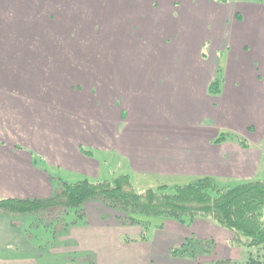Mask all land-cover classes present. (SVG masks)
<instances>
[{
  "label": "crops",
  "instance_id": "0c3cea01",
  "mask_svg": "<svg viewBox=\"0 0 264 264\" xmlns=\"http://www.w3.org/2000/svg\"><path fill=\"white\" fill-rule=\"evenodd\" d=\"M139 1L131 0L130 7H137L139 3L151 8L167 6L169 12L162 16L151 15V24L146 25L145 16H137L138 19L129 16L126 21L123 15L124 25L120 27L115 23L120 22L121 11L112 15L109 11L114 4L124 6L125 0H97V5L107 11L102 16L95 13L94 0H78L72 4L71 0L67 3L63 0H0V32L10 29L9 23L14 22H54L58 38H81L91 37L100 29L96 25H101L104 38H108V49L103 48L104 52L112 54V61L108 55L106 65H96L97 73L89 71L87 65H72L71 57L67 59L71 65H0V197L49 198L58 189L54 187L58 180L56 172L97 174L92 150L114 152L127 162L131 173L166 181L203 176L226 182L251 181L264 175V53L251 65H234L229 60L226 74V81L229 75L232 80L229 92H211L217 80L215 69H222L216 49L250 48V40L244 39V29L237 22L241 14H246L251 23L249 34L255 30L262 34L260 45L264 49V0L260 4L243 5V13L239 3L234 6L230 0L213 2L222 19L229 22L232 18L233 34L225 35L228 39L225 46L209 47V53L214 56L209 63L199 57L198 79L194 83L187 72L182 86L178 78L188 66L190 49L200 53L201 47L213 43V39L220 37L222 42L223 33L216 35L215 29L208 33L206 28L200 35H181L179 24L173 20L179 11L175 5L180 0ZM195 1L181 0L182 6L200 3L202 11L209 16L206 9L211 7L210 0ZM180 18L201 24L183 14ZM155 20H159L157 25ZM131 21L136 22L138 29L135 37L131 36L135 40L130 38L129 46L124 48L123 34L127 37ZM161 22L167 23L163 35ZM42 31L39 26L37 32ZM139 31L145 36L143 42L138 38ZM116 32L121 33L115 35ZM194 38L197 41L193 48L190 40ZM170 39L173 45H169L167 57L166 43L171 42ZM183 44H188V53L181 62L180 56L187 50ZM174 50L180 53L171 61ZM239 70L243 72L238 75ZM245 76L247 84H243ZM245 101L248 103L241 105ZM218 118L227 121L215 124ZM208 119L213 121V127H208ZM224 133L245 139L249 147L244 148L232 140L216 143ZM82 213L84 221L69 226L65 231L69 235L60 237L61 245L53 249L54 254H76L68 256L72 258L66 260V264H85L76 260L81 254L95 256L96 261L90 264H196L193 260L170 256L174 246L189 238L211 240L215 245L219 241L220 246L224 245L226 255L220 254L221 251L210 254L206 259L209 262L240 261L246 256L242 248L230 245L232 233L211 221L198 219L184 224L168 221V227L162 225L155 232L160 242L172 234L168 245H161L158 239L153 243L149 240L126 243L125 236L132 232L140 235L142 228L118 225L112 220L111 211L100 202L86 203ZM34 222L35 219L30 227H34ZM32 260L0 255V264H30Z\"/></svg>",
  "mask_w": 264,
  "mask_h": 264
},
{
  "label": "rangeland",
  "instance_id": "374dc122",
  "mask_svg": "<svg viewBox=\"0 0 264 264\" xmlns=\"http://www.w3.org/2000/svg\"><path fill=\"white\" fill-rule=\"evenodd\" d=\"M64 2H68L69 0H63ZM78 0H71V4ZM143 1V0H140ZM139 1V2H140ZM205 1V0H204ZM131 0H125L124 6L114 4L113 9L111 7V10L109 11L112 14L116 13L118 14V10L121 11L120 15V22H117L115 24L122 27L124 25V22L121 21L123 19V15H126V21H128L129 16H134V19H138L137 16L143 18V16L147 17L143 21L148 24H151L150 18L151 15H163L168 13V7L167 6H155L151 8V5L145 4L143 6H140L141 4L137 5V7L133 6L130 7ZM194 2V1H193ZM195 2H199L198 0ZM213 2H217L215 0H210L209 4L211 7L206 9V12L210 14L209 16L205 14L202 9L200 3H196L195 5H188V6H182V2L180 0L179 3L175 5L176 9L179 11L176 15H174L173 20L176 24H179V31L182 34L191 35L193 33H196V35H200L201 31H204V29L208 30V33L211 29H215L216 35L222 34V42L220 40V37L216 39V41L213 39V43H207L204 47L202 46L200 49V53L197 50V53L194 52L193 49L191 50V53L189 55V62L188 66L186 67V70L183 72L182 77H179L178 80L181 82V86L185 84V81L187 80L186 73L189 72L191 74V77L193 78V82L198 79V67L197 65L200 64V56L203 59V62H210V60L214 59V56L209 53V47L213 45V47H223L225 46V35L231 32L233 34L232 26L233 21L232 18L229 22L226 21V19H222L218 13V9L214 7ZM231 3L236 6L237 3L240 4V11L243 13V5L245 4H253L258 3L260 4L262 0H230ZM94 3L96 5V11L95 13L98 16H102V13H107V11H103V7H99L97 5V0H94ZM213 3V4H212ZM219 3V2H217ZM230 3V4H231ZM226 7V6H225ZM160 8V9H159ZM171 8V7H170ZM228 8V7H227ZM81 6H79V13L80 14ZM154 9V11H153ZM159 9V10H158ZM236 10V7H234V11ZM94 13V12H93ZM183 14L185 16L190 17L191 19L195 21H199L201 24H197V22H191L188 20H183L180 18V15ZM150 15V16H149ZM241 18L237 19V22L240 24V27H242L244 30V39L250 40V48L247 49H239L237 46L235 48V51L231 48L229 49V46L224 47L223 49L225 51H221L220 49H216L215 55H219V58L221 59V67L222 69L218 70L219 67L215 69V79H218L221 85H223V88L221 89L224 92H229V87L232 83V80L230 78V75L228 77V81L226 74H227V67H228V61L231 60V63L234 65H251L253 62H257L260 60L259 58L263 57L264 49L262 50L260 42H262V34H260V31H254V33L249 34L251 30V23L248 21V18L246 17V14H241ZM197 17H200L206 22L201 21ZM141 18V19H142ZM149 20V21H148ZM159 20H155L154 24H158ZM97 23V21H96ZM164 25L162 26V30L164 29V32H162V35L167 30V23L161 22ZM57 23L54 22H48V23H39V22H29V23H9L10 29L4 28L0 32V65H87L89 71H93L94 73L98 72V69L96 65H106L108 63V55L110 56V60L112 61V54L111 53H105L103 48L108 49L107 43L108 38H104L103 32L101 29V25L99 26V31H95L91 37H59L58 38V28H56ZM101 24V23H100ZM127 24V23H126ZM135 21L128 22V35L127 37L125 34H123L124 38V48L128 47V42H130V38L135 37L134 34H136L138 25H135ZM205 24H207L205 26ZM19 25V26H18ZM6 26V25H5ZM41 26V29H43L42 32H37V28ZM98 28V27H97ZM7 29V30H6ZM133 29V30H132ZM119 30V29H117ZM125 30V29H124ZM132 31V32H131ZM139 37L140 40L145 37L141 34V31H139ZM226 32V33H224ZM39 34V35H36ZM121 32H116L115 35H119ZM133 33V34H131ZM19 35V36H18ZM142 35V36H141ZM257 35V37H255ZM138 36V35H137ZM142 37V38H141ZM62 38V39H61ZM162 38H160L161 40ZM42 40H45V42L48 40L47 43L43 42ZM135 40V39H134ZM133 38H131V41H134ZM144 40V39H143ZM171 40V39H170ZM220 40V42H219ZM117 41V40H116ZM197 41L196 38L191 39L190 44L193 48L195 46V42ZM228 39H226L227 43ZM53 42H56V45L53 44ZM143 42V41H142ZM244 40L243 43L244 44ZM219 43V44H218ZM248 43V42H247ZM167 46V57L170 55L169 47L172 46V40L171 42L166 43ZM42 45V47H40ZM161 45H163L161 43ZM170 45V46H169ZM188 44H183V48L187 49ZM253 48V49H252ZM42 52V54H39V52ZM179 50L173 52V55L171 57V61H173V57L177 58L179 56ZM188 53V49L184 50L182 52V55L180 56L181 62L184 60V54ZM68 56V57H67ZM71 57V59H70ZM66 58V59H65ZM67 59H70L71 64L68 63ZM201 59V62H202ZM124 61V60H123ZM242 61V62H241ZM230 63V64H231ZM243 71H238V75L241 74ZM248 72V71H246ZM237 75V76H238ZM115 75L113 74L112 77ZM212 79L215 80V79ZM243 84H247L248 77H243ZM224 80V82H223ZM211 81V82H212ZM195 83V82H194ZM241 84V83H240ZM227 89V90H226ZM248 102L245 101L241 103V105L244 104V106ZM99 108V107H97ZM91 109V108H90ZM97 111V109H96ZM101 112L100 115L101 116ZM218 121L215 124L220 123L221 125L226 123L227 119L223 121ZM208 122L210 123L208 127H213V121H210L208 119ZM212 122V123H211ZM227 131V130H223ZM91 151V150H89ZM92 153H94V161L96 162V167L94 168L96 170L97 174H85V175H75L73 173L68 172H56L55 176H57L58 180L55 181V186L57 188L60 186V183L68 182V183H77L82 180H89L91 182H101L106 180H113L121 175H130L136 189L138 191H143L148 188H154L158 189L161 186L168 185L169 187H173L175 185H186L190 184L200 177H188V178H168L166 180L162 179H156L154 177H147L144 175H137L135 173H131L130 169L127 166V162L123 160L122 158L118 157L114 152H108V151H97L92 150ZM92 161L88 160V163H91ZM94 163V162H93ZM49 171H52L50 167L44 166ZM91 170V169H89ZM258 178V177H257ZM61 181V182H60ZM243 182H246V180H235V181H220L219 183L222 187L227 186H237ZM170 192H173V190H170ZM2 198V197H1ZM96 202V201H95ZM107 209L111 211V214H113L112 220H116L118 225L122 227H129V226H123L118 217L121 216V214L117 211L112 210L108 206L102 204ZM83 213H78L77 210H72L69 212L68 215L61 216V214L57 215V212L54 213H45L44 214V220L42 223H37L35 221L34 227H30L31 222L33 221L34 217L28 216L25 217H12L9 215L10 219L7 218L6 214L0 213V255L4 254V256H9L12 258H30L33 259L30 264H66L68 260H70L72 257L68 256H74L76 254H69L66 253H53V249H58V247L61 245L60 237H66L69 235L66 234L64 227V224H67L71 226L74 222L84 221L85 215H82ZM82 215V217L80 216ZM24 218V220L22 219ZM48 221H58L55 222L53 225H50V227H44L45 225L48 226ZM168 221H172L170 219L164 220H155L157 224L160 225H166L168 227ZM46 223V224H45ZM40 224V225H39ZM27 225V226H24ZM57 225V226H56ZM52 227V228H51ZM131 227H137V226H131ZM68 228V227H67ZM148 229L145 230L142 228V234L139 235V233L132 232L129 234V236H125L124 238L132 240H139V238L142 237L143 233H145V237L148 238L150 242H155L156 239H158V243L160 242V238L156 237V227L149 226ZM162 232V231H161ZM164 233V232H163ZM170 237L162 240L160 244L168 245L169 241L173 239V235L169 234ZM139 237V238H138ZM123 238V237H122ZM58 239V240H57ZM163 239V237H162ZM57 240V241H56ZM205 242V241H204ZM205 250L216 254V252L223 253V255H226L227 250L224 248V245L220 246L219 241L216 243L208 240L204 243ZM64 248V247H62ZM237 249V247H236ZM31 251V252H30ZM242 251L246 253V256L243 258L244 260L246 257L248 258V250L243 248ZM210 253H206L205 255L210 256ZM44 256V257H41ZM41 257V258H40ZM174 258V257H173ZM178 259V258H177ZM55 260L58 262L56 263ZM67 260V261H66ZM77 261L85 262V264L94 263L96 261L95 256L92 254H81L78 255ZM264 261V256H263ZM209 262V261H207ZM25 264V263H23ZM97 264V262H96ZM209 264H213L209 262Z\"/></svg>",
  "mask_w": 264,
  "mask_h": 264
},
{
  "label": "trees",
  "instance_id": "16d2710c",
  "mask_svg": "<svg viewBox=\"0 0 264 264\" xmlns=\"http://www.w3.org/2000/svg\"><path fill=\"white\" fill-rule=\"evenodd\" d=\"M211 92L220 94V81L213 82ZM232 140L248 148V142L240 137L224 133L216 143ZM173 190V192H170ZM100 202L121 214L118 217L123 226L160 228L155 220L170 219L178 223H188L198 219L211 221L232 233L230 245L245 248L248 258L235 261L218 259L213 264H264V175L237 186L222 187L215 177L203 176L186 185L158 189L148 188L138 191L129 175H121L113 180L77 183H60L49 198L11 199L0 197V213L13 217H34L42 223L45 213L57 212L61 216L77 210L82 213L88 202ZM82 217V215H80ZM33 219V220H34ZM58 221H48V226ZM46 224V223H45ZM40 225V224H39ZM69 225L65 224L66 231ZM140 241L148 240L143 233ZM130 243L137 240L123 238ZM204 241L189 238L185 243L174 246L170 256L193 260L196 264H209L206 259L213 253L205 250ZM209 254V255H210Z\"/></svg>",
  "mask_w": 264,
  "mask_h": 264
}]
</instances>
